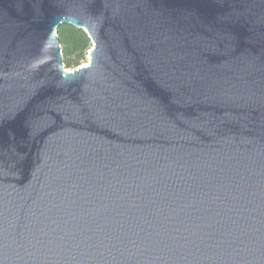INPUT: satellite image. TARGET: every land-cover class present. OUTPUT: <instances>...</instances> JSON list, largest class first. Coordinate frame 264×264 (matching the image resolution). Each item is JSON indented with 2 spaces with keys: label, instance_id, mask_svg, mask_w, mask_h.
<instances>
[{
  "label": "water",
  "instance_id": "water-1",
  "mask_svg": "<svg viewBox=\"0 0 264 264\" xmlns=\"http://www.w3.org/2000/svg\"><path fill=\"white\" fill-rule=\"evenodd\" d=\"M0 264H264V0H0Z\"/></svg>",
  "mask_w": 264,
  "mask_h": 264
},
{
  "label": "trees",
  "instance_id": "trees-1",
  "mask_svg": "<svg viewBox=\"0 0 264 264\" xmlns=\"http://www.w3.org/2000/svg\"><path fill=\"white\" fill-rule=\"evenodd\" d=\"M57 34L65 68L72 70L86 62L92 42L83 29L61 24Z\"/></svg>",
  "mask_w": 264,
  "mask_h": 264
},
{
  "label": "rangeland",
  "instance_id": "rangeland-1",
  "mask_svg": "<svg viewBox=\"0 0 264 264\" xmlns=\"http://www.w3.org/2000/svg\"><path fill=\"white\" fill-rule=\"evenodd\" d=\"M85 63H87V60H86V62L82 63L81 65H83V64H85ZM69 70H71V69H69Z\"/></svg>",
  "mask_w": 264,
  "mask_h": 264
}]
</instances>
